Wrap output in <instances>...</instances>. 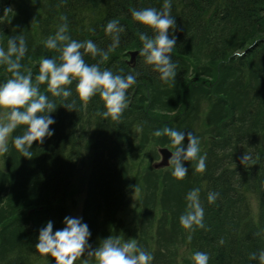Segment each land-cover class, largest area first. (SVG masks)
<instances>
[{
  "label": "trees",
  "instance_id": "trees-1",
  "mask_svg": "<svg viewBox=\"0 0 264 264\" xmlns=\"http://www.w3.org/2000/svg\"><path fill=\"white\" fill-rule=\"evenodd\" d=\"M164 4L165 0H0V48L7 50L9 38H24L28 51L21 63L34 84H39L35 77L42 58L60 62V52L46 48L44 41L64 22L62 16L67 17L71 39L92 40L108 52L107 60L85 53L86 63L114 74H138L128 90L129 106L117 121L102 116L106 109L98 93L87 102L80 100L75 81L67 86L72 95L64 98L65 103L74 102L73 111L47 91L46 82L39 84L57 106L51 114L55 134L43 144L33 143L31 159L12 144L6 164L0 166V264H55L35 247L39 229L51 220L55 232L77 211L89 226L94 249L129 230L130 239L153 256L151 264H181L183 246H190L193 254L206 252L209 264H259L249 257L264 250V0H170L177 45L171 53L176 77L168 83L139 56V33H153L131 14L133 8L163 11ZM113 18L124 31L120 46L109 51L112 39L105 25ZM131 51L138 52L134 67L127 62ZM3 75L10 73L0 65ZM243 94L251 98L244 102ZM164 127L192 132L199 138L200 154L206 155L202 173L196 171V161H185L188 174L179 180L182 207L162 203L160 190L170 170L152 165L137 174L136 160H131L134 150L146 147L139 148L138 134L175 151L170 137L154 135ZM25 128L19 126L16 135ZM152 153L155 150L146 154ZM245 153L251 159L242 164ZM132 186L141 190L138 203L146 209L136 227L123 214ZM193 189H199L204 227L188 230L181 226L180 216L189 210L186 196ZM210 192L219 193L215 202L209 203Z\"/></svg>",
  "mask_w": 264,
  "mask_h": 264
},
{
  "label": "clouds",
  "instance_id": "clouds-1",
  "mask_svg": "<svg viewBox=\"0 0 264 264\" xmlns=\"http://www.w3.org/2000/svg\"><path fill=\"white\" fill-rule=\"evenodd\" d=\"M170 0H165L164 10L156 8L131 9L133 19L139 25L151 30L152 36L146 32L139 33L142 48L139 56L144 57L147 65L159 73V79L165 83L176 77V63L172 59V51L177 45L174 35L177 30L176 19L170 15ZM58 25L53 36L44 41L48 49L58 50L59 63L55 58L44 57L39 62V74L35 80L39 84L47 83V91L53 97L62 98L61 106L69 111L75 110V104L65 103L64 98L72 95L67 86L76 82V91L82 101H89L97 93L104 101L105 111L102 116L113 121L120 119L122 113L129 106V92L137 82V75L114 74L109 69L101 70L98 64H88L84 54L90 53L93 58L99 55L102 60L108 59V52L100 49L92 40L77 41L68 34L67 17ZM172 30L170 36L169 30ZM124 31L117 18L110 19L105 25L106 34L111 35L112 43L109 51L121 44V33ZM7 50L0 48V65L11 73L4 83L0 84V155L9 151V137L19 127L26 126L22 135L13 137V144L22 157L31 159L34 142L43 144L46 138L55 134L52 127L56 121L52 117L57 109L56 103L40 91L39 84L33 83L30 70L25 74L21 71V60L28 49L22 36L8 39ZM81 49L84 51L82 52ZM123 71V70H121ZM162 134L171 138L175 151L171 152L168 165H173L172 175L182 180L188 174L185 161H196V171L206 169V155L200 154L199 138L192 132L177 131L164 127L156 130L154 135ZM187 139V144H185ZM251 157L245 153L241 163H247ZM219 193L208 194L209 203L215 202ZM188 211L180 216L181 226L192 230L193 226L203 228L204 209L200 203L199 189H193L186 196ZM64 227L53 231L54 224L49 220L39 229L36 249L39 253L50 255L55 264H89L90 258H95L97 264H151V253L138 247L135 239L121 242L120 239L109 237L103 240L99 247L93 248L89 243L91 232L89 226L81 217L66 216ZM191 231L188 239L191 240ZM85 259H81L85 256ZM194 264H209V255L206 252L196 251L193 254ZM250 260L264 264V250L250 254Z\"/></svg>",
  "mask_w": 264,
  "mask_h": 264
},
{
  "label": "rangeland",
  "instance_id": "rangeland-1",
  "mask_svg": "<svg viewBox=\"0 0 264 264\" xmlns=\"http://www.w3.org/2000/svg\"><path fill=\"white\" fill-rule=\"evenodd\" d=\"M4 68H5V66H4ZM21 71H24L23 68L21 69ZM10 76H11V73L9 76H4V75L0 76V81L3 79L7 80L8 78H10ZM3 81L5 82V80H3ZM4 82H2V83H4ZM147 93L153 94L152 92H149V91ZM242 96H244V99H243L244 102L247 101V97L251 98L250 95H244L243 94ZM140 99H142V97ZM135 104H137L139 106L137 101H135ZM139 107H141V106H139ZM242 107H243L244 111L247 108V107H245V105ZM0 119H3L2 115H0ZM15 136H16V131H14L9 137V140H8L9 151H10V147L13 144L12 138ZM138 139H139V141H137V144L140 143L139 148H141L142 144H144L146 146L145 149L144 148L140 149V150L144 149L145 154H141L140 150H134L133 151L134 153L132 154L131 160H136V161H134V163H136L135 167H136L137 174H144L145 171L152 168V165L154 163L159 162L161 160V156L159 157V155L157 153V150L160 146L154 145V143H152L153 138L151 137L150 138L151 140H150L149 137L144 135V134H142V138L140 137V134H138ZM154 140H156V139L154 138ZM152 150H155V153L146 154L148 152L150 153ZM8 152L3 154V155H0V166L1 167H2L3 162H5V164H6V157L8 155ZM136 156H137V158H135ZM9 160H11L10 156L7 159V164L9 163ZM168 170H170V172H171L170 176L166 180V184H164L163 188L160 190V192H162V194H163L162 203L164 204V206L167 205L168 208L169 207H175V208L176 207H182V205L184 206L185 204L183 203V200H181V197H180V186H179V180L180 179H177L172 175L173 166H172V168H169ZM133 176H134V173H133ZM132 182L134 183L135 181H132ZM140 185H142V183ZM178 186H179V188H178ZM134 187L135 188L137 187L135 185V183H134ZM132 188H133V186H132ZM137 189L139 192H136V189H134V188L131 190L132 192L129 195V200H127V206L123 210V214L127 215V217H128L126 219V221L133 227H136V225L139 223V220H142V213L144 211H146V209L139 206L138 197H139V199L141 198L142 192L139 188H137ZM150 189L151 188H149V190ZM153 190L151 191L152 193L155 192V188ZM187 210H188V207H187ZM74 217H81L80 212L77 211L75 213ZM123 234L124 235L121 236V238H120L121 242L129 240L130 237L132 236V234L129 233V230H126L125 232H123ZM94 247H97V246H94ZM182 248H183V251H179V260H180L181 264H193L194 263V260L192 258L193 253H192V249L190 248V246H183ZM85 258H87L86 255L81 257V259H85ZM94 262H96L95 258L89 259V264H93Z\"/></svg>",
  "mask_w": 264,
  "mask_h": 264
},
{
  "label": "water",
  "instance_id": "water-1",
  "mask_svg": "<svg viewBox=\"0 0 264 264\" xmlns=\"http://www.w3.org/2000/svg\"><path fill=\"white\" fill-rule=\"evenodd\" d=\"M132 56V59H134V57L136 56V53H132L131 54ZM162 152V155H163V161L158 165V167H161V166H168V160H169V157L171 156L172 153H170L168 150L164 149L161 151Z\"/></svg>",
  "mask_w": 264,
  "mask_h": 264
}]
</instances>
